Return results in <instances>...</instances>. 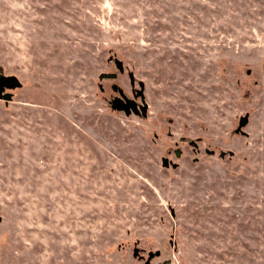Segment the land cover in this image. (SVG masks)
Returning <instances> with one entry per match:
<instances>
[{"label": "rangeland", "instance_id": "1", "mask_svg": "<svg viewBox=\"0 0 264 264\" xmlns=\"http://www.w3.org/2000/svg\"><path fill=\"white\" fill-rule=\"evenodd\" d=\"M0 77V264H264V0H0Z\"/></svg>", "mask_w": 264, "mask_h": 264}, {"label": "water", "instance_id": "2", "mask_svg": "<svg viewBox=\"0 0 264 264\" xmlns=\"http://www.w3.org/2000/svg\"><path fill=\"white\" fill-rule=\"evenodd\" d=\"M115 63L117 65V67L119 68L120 71H123L124 67H123V63L120 59L118 58H115ZM130 83L133 85L135 80H134V76L132 73H130ZM11 83L13 85H18L20 82L18 81V79L16 78H12L11 79ZM11 93L9 91H6L4 93H2L1 91V86H0V97L5 99V100H10L11 99ZM134 96H140V99H141V103H136L135 99H131L129 98L128 96L126 95H122V96H114L110 103H111V106L115 109H118V110H121L123 111L125 114H130V113H140L142 116H146L147 115V107H148V104L146 103L145 99H144V95H143V87L141 86L139 89L136 90V92L134 93ZM248 121V115L245 114L243 115L240 120H239V124L238 126L239 127H242L243 125H245ZM207 152L209 153H213L214 150L211 149V150H207ZM226 153H229V154H232V151H220V156H224ZM176 154H178V151H176ZM162 162L164 165H168L169 164V161H168V158L167 157H163L162 158ZM1 220V218H0ZM137 254V251L135 250L134 251V256ZM156 255H159V252L157 251L156 253H153V252H150L149 255H148V258H147V261L145 262V264H149L150 263V259L153 257V256H156Z\"/></svg>", "mask_w": 264, "mask_h": 264}, {"label": "flooded vegetation", "instance_id": "3", "mask_svg": "<svg viewBox=\"0 0 264 264\" xmlns=\"http://www.w3.org/2000/svg\"><path fill=\"white\" fill-rule=\"evenodd\" d=\"M0 86H1V91L3 90L4 87L13 86V84L11 83V78L10 77H0Z\"/></svg>", "mask_w": 264, "mask_h": 264}]
</instances>
